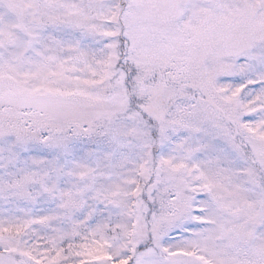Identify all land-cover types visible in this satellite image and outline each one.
I'll return each instance as SVG.
<instances>
[{
  "label": "snow or ice",
  "instance_id": "6c2138e0",
  "mask_svg": "<svg viewBox=\"0 0 264 264\" xmlns=\"http://www.w3.org/2000/svg\"><path fill=\"white\" fill-rule=\"evenodd\" d=\"M0 264H264V0H0Z\"/></svg>",
  "mask_w": 264,
  "mask_h": 264
}]
</instances>
